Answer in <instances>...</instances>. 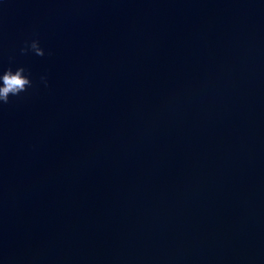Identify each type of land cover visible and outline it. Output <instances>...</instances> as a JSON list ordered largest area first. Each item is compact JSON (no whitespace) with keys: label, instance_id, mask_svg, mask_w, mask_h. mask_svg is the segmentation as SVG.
Masks as SVG:
<instances>
[{"label":"water","instance_id":"1","mask_svg":"<svg viewBox=\"0 0 264 264\" xmlns=\"http://www.w3.org/2000/svg\"><path fill=\"white\" fill-rule=\"evenodd\" d=\"M9 66L0 264H264V0H0Z\"/></svg>","mask_w":264,"mask_h":264},{"label":"clouds","instance_id":"2","mask_svg":"<svg viewBox=\"0 0 264 264\" xmlns=\"http://www.w3.org/2000/svg\"><path fill=\"white\" fill-rule=\"evenodd\" d=\"M20 51L22 53L32 51L38 56L45 55V51L37 39L32 40L28 46L21 48ZM40 80L45 87L48 86V78L46 75H42ZM32 86L31 74L25 67L17 66L13 68L9 66L0 69V105L9 103L11 97H17L21 93L27 92Z\"/></svg>","mask_w":264,"mask_h":264}]
</instances>
